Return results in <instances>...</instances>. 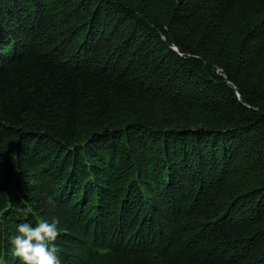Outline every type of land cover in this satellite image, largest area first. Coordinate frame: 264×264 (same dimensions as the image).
<instances>
[{
  "label": "trees",
  "instance_id": "trees-1",
  "mask_svg": "<svg viewBox=\"0 0 264 264\" xmlns=\"http://www.w3.org/2000/svg\"><path fill=\"white\" fill-rule=\"evenodd\" d=\"M41 218L60 264H264V0H0V264Z\"/></svg>",
  "mask_w": 264,
  "mask_h": 264
},
{
  "label": "clouds",
  "instance_id": "clouds-1",
  "mask_svg": "<svg viewBox=\"0 0 264 264\" xmlns=\"http://www.w3.org/2000/svg\"><path fill=\"white\" fill-rule=\"evenodd\" d=\"M24 211L29 214L32 209L28 207ZM59 223L57 218L51 222L41 218L34 225L25 222L17 226L11 244L21 264H60L59 249L54 243L59 235Z\"/></svg>",
  "mask_w": 264,
  "mask_h": 264
}]
</instances>
